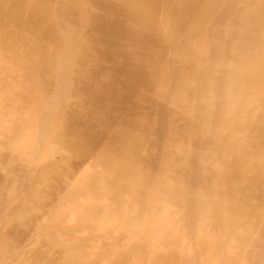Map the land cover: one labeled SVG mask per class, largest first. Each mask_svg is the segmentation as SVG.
Returning a JSON list of instances; mask_svg holds the SVG:
<instances>
[{
    "label": "rangeland",
    "instance_id": "374dc122",
    "mask_svg": "<svg viewBox=\"0 0 264 264\" xmlns=\"http://www.w3.org/2000/svg\"><path fill=\"white\" fill-rule=\"evenodd\" d=\"M13 2L19 9L10 13ZM65 2H0V12L11 19V25L33 26L11 37L17 46L37 38L33 31L42 40L53 34L58 37V47L52 49L58 51V62L51 72L71 62L73 90L56 78L54 85L43 82L49 87L45 96L64 95L71 99V108L83 114L82 124L75 122V129L69 131L75 137L73 150L58 143L46 148L51 152L43 148L36 154L42 164L62 158L67 162L63 159L61 165L40 174L33 167L38 161L24 130L31 115L12 103L24 90L12 87L7 96L9 89L0 90V116L5 115L0 117V202L5 204L0 228L12 231L8 240H0V250H5L0 257H8L10 264H78L94 260L101 242V251L111 259L98 264H124L121 256L133 250L141 256L138 262L135 254L133 264H264V29L248 34L249 24L240 22L238 0L223 1L209 21L195 10L186 17L196 32L226 20L220 50L212 47L210 34L199 33L192 40L195 46L183 48L179 36L187 31L183 10L169 18L176 37L166 33L167 22L157 20L146 32L138 30V37L151 36L162 45H138L134 39L123 44L130 50L138 47L142 53L135 52L137 57L130 63L122 55L113 61L104 55L108 50L104 38L117 32L91 17L101 15L99 19L104 20L107 1L90 2L91 7L83 11L89 14L84 17L88 20L81 28L70 23ZM168 4L160 0L161 9L166 10ZM250 4L251 0L244 2ZM243 11L258 13L253 8ZM97 24L108 30L103 27V33ZM246 36L257 43L245 42ZM165 39L176 41L180 49L163 47ZM147 63L156 71L149 87L136 77V70H143ZM188 65L194 68L193 74L185 73ZM109 96H116V101H107ZM88 108L94 110L85 113ZM74 183L76 187L70 190ZM79 185L84 192L81 201L66 198L70 195L66 189L71 193ZM82 210L88 211L83 218ZM108 232L119 234L108 238ZM138 238L144 243H138ZM87 239L95 241L87 245Z\"/></svg>",
    "mask_w": 264,
    "mask_h": 264
},
{
    "label": "bare ground",
    "instance_id": "6f19581e",
    "mask_svg": "<svg viewBox=\"0 0 264 264\" xmlns=\"http://www.w3.org/2000/svg\"><path fill=\"white\" fill-rule=\"evenodd\" d=\"M1 1L2 0H0V2ZM61 1H65V0H59V2H61ZM91 1L92 0H66L65 3L68 4L66 10H67V12L70 13V18H69L70 19V23H73L75 25V27L77 26V27L81 28V26H83L84 22H86L88 20V18L84 19V17H85V15L88 17L89 14H85V12L83 13V11H85V8L87 6H88V8L91 7V5H90ZM106 1L108 3L106 5L108 8L105 9L104 20H100L99 19L98 16H101V15H91V17H94L95 22H97V23L103 22L104 24H102V25H108L109 27H111L112 32H113V28H114V33H115V30L117 32V36L116 35L115 36H111V37L109 36V37H106V38H104V36H107L108 34L103 36V38L106 41V45H108V50L106 51V53L104 55L107 56L108 59H111L113 61H115L116 58L119 55H122L124 57V61L126 60V61H128L130 63L131 60H134V58L137 57V55L136 56L134 55L135 52L136 53H140V54L142 52H138V47H134L132 50H130L129 46H126L123 43L129 42V41H134V39H135L136 42L138 43V45L141 42L142 43H150V44L153 42L154 44L162 45V41H158L157 38H154V37H151V36L150 37L148 36L146 39L144 37H138L140 35V33H141V32H138V30H144L146 32V30L154 27V23H156L157 20H164L165 22H167L166 27H165L166 33L168 35L172 36V37H176V35L172 34V26L169 24V18L172 15H174L175 13H177V11L182 12L183 10L185 11L184 12L185 13V17H183L181 19L185 22L183 24V27H186V30H187L186 32H183V35H182L181 32H179L180 38H182L183 41H184V45L185 46L183 48L185 49V48H189L191 46H195V44L192 42V40L195 37V35L197 33H199V35H203V34L208 35V34H210L212 36V38H213V42L211 43L212 47L213 48L215 47V48H217V50H220V48H222L223 44L225 43V41L223 43V41L220 39V36L223 33L224 27L226 25V20L222 19L221 21L216 22L214 25L207 24L204 31L199 30V32H196L195 29L191 27L190 23L187 22L188 20L186 19V17L189 16V14L191 15V11L195 10V11H198L207 21H209V20L214 18V16L212 15L213 10L217 6H219L223 1H225V2L230 1V3H232V1H236V0H211L208 4L197 3L198 0H168L169 1V4H168L169 6L166 7V10L161 9L160 0H106ZM248 1L249 0H238L237 7H238V13L240 14L242 12L240 22H242V23L245 22V24H249V30H248L249 32H248V34H250V33L259 31L262 28L264 29V16L261 15L264 12V0H251L252 4H250L248 6H245L244 2H248ZM127 3H131L133 5L130 6L129 8L124 9L123 5H126ZM4 6H6V5H4ZM4 6H2V7L5 9L6 7H4ZM3 8H2V10H3ZM149 8H154V9L148 10ZM246 8H253L255 11L258 12L257 16H253V15H251L249 13H247V14L244 13L246 10L243 11V9H246ZM18 9H19V5H17L16 2H13L12 6L9 8L8 11L10 13H12V12L15 13V12L18 11ZM160 9L162 11H160ZM74 14L77 17L73 16ZM162 15H164V17H162ZM6 17L7 16H5L4 13L1 11L0 12V90L3 89V91H4L6 89H9V93L5 91L6 93H8V94H5L6 96L10 95V93L12 91V87H13V90H14L15 89L14 87H18V85H19V87L22 88V90H24L23 94H21L22 97H20V99H17L18 97L16 99L14 98V101L12 103L17 107V109L18 108H21V110L24 109L26 114L31 115L32 120H31L30 117L27 118V119H30V120H26V121H28V122H26L27 128L26 129L24 128V130L28 131L27 134L31 138V143H29V145L31 146L32 152H34V155H35L34 157L38 161L36 164L33 163V167L34 168H38V171H39L38 173L43 174V173H45L47 171L52 170L53 168H56L58 165H61L63 159H64L63 163H66L67 159H65V158H62L61 160L60 159L59 160L56 159V160H54L52 162L47 161L46 163L42 164V163H40V161H41L40 158L37 157L36 154L37 153L41 154L42 153L41 151L43 150V148H45V149L47 147H49V148L51 147L52 148L55 145H57L58 143H65L67 145V147H69V148H71L73 150V146L72 145H73V143L75 141V137H71L69 131L75 129V122H76V124H77V122H79V124H82L81 120L83 118V114L81 112L74 111L71 108V103H72L70 101L71 99L66 98L64 95L60 96V98H57V99L48 98V96H45V94L48 95L49 87H46L43 84V82L46 83V84L52 83V85H54L53 82L55 81L56 78H59V79L62 78L65 81L66 85L68 86L67 88H71V90H73V80H74L73 77H74V75H73V73L70 70L71 69V62H67L65 67L56 66L54 71L51 72L52 68L58 62V59H57L58 58V51H57V49L52 50L53 48L58 47L57 46L58 45V39H57L58 37L53 34L52 37L50 36L49 40H42L39 37V33L37 31H33L35 34H38V35H36L37 38H35L33 40H30L29 44H27V43L26 44H21L20 43V46H17V44H15L16 42L10 40L11 37H13L15 34H17L21 30H25V29H29V28L32 30L31 27H33V26H31L29 24H26V23H21L23 25H18V24L17 25H11V23H12L10 21L11 19L7 20ZM8 17L11 18L10 16H8ZM73 17L75 19L74 21H73ZM134 20H136V22H134ZM177 22L179 24L178 20L175 22V24ZM87 23H89V22H87ZM100 25H101V23H100ZM100 25L97 26L98 29H102L104 27L103 26L102 28H99V27H101ZM94 27H95V25H94ZM104 28H106V31L108 30V28L106 26ZM102 30H103V33H104V29H102ZM179 30H181V29H179ZM95 33L98 34L97 30H95ZM109 33H111V31ZM225 34H226L225 36H227V30H226ZM111 35H113V33H111ZM246 37H249V38H246ZM246 37H245L246 39L244 40L245 42H247L249 44H253V45H255L257 43V42H255V41H253L251 39V36H246ZM21 40H23V38ZM42 41H43V43H42ZM263 43H264V39H263ZM102 44H104V43L102 42ZM246 45H248V44H246ZM163 47H166V48H170L171 47L172 49L174 47L179 48L177 43H176V41H174V40H170L169 41L168 39L164 40ZM49 48H50L51 51L49 50ZM43 49L46 51L45 54L43 53ZM172 49H171V52H172ZM26 51H27V54H25ZM40 51H42V54H40ZM27 55H29L28 57L30 58V59H28L29 62L25 61V59H24L25 57H27ZM122 59L123 58H121V60ZM218 59L220 60V58H218ZM21 60H22V62H20ZM214 60H215V58L212 61H214ZM128 62L126 64H128ZM193 71H194V68L191 65H188L187 69L185 70V73L186 74H193ZM152 76H154V78H155L156 71L151 69V66L148 63H147L146 66H144L143 70H141V69L140 70H136V77L139 78L142 81L143 85H145L147 87H149L151 85V79L150 78ZM250 76L251 77H255V78L258 77L257 74H251ZM132 86L133 85H131V87ZM135 86L138 87L137 84ZM122 89H123V87H122ZM125 89H127V87ZM3 91L1 90V92H3ZM66 91H67V89H66ZM134 91H136V90H134ZM41 95L43 96L42 99L39 97ZM1 96L3 98V94ZM14 96H16V95L14 94ZM45 97H47V98H45ZM4 100H5V103H6V99H4ZM67 101L68 102L70 101V102L66 103ZM107 101L115 102L116 101V96H109L107 98ZM2 102H4V101H2ZM60 104H61V106H60ZM18 110L21 111L20 109H18ZM93 110L94 109L91 110L90 108H88V109L85 110V111H87L85 113H89L90 114V112H92ZM95 112H97V111H95ZM7 114H8V112H7ZM23 114H21V115L23 116ZM2 116H5V115H2ZM2 116H0V117L2 118ZM15 116H13V117H15ZM17 117H19V116H17ZM85 117L86 116H84V118ZM8 120H9V118H8ZM11 120H13V119H11ZM64 120L65 121L67 120V121L64 122ZM2 121L4 122V120H2ZM17 121H18V119H17ZM6 124H8V123H6ZM18 124H20V118H19ZM12 125L14 126V123ZM15 126H16V124H15ZM1 130H2V128H1ZM19 131L20 130L18 128V131L16 133H18ZM12 133H13V131H12ZM16 133H15V138H19L18 137L19 133L17 134L18 135L17 137H16ZM21 133H26V132L23 131V132H20V134ZM78 134L80 135L81 133H78ZM10 138H11V135H10ZM13 138L14 137H12L11 140ZM22 140H25V138L22 139ZM18 141H20V139ZM79 141H82L81 136L79 138ZM20 142H16V144H18ZM3 145H4V147H6L5 143ZM12 146L15 149L14 146H16V145H12ZM20 148H22V147L20 146ZM36 148H37V150H36ZM49 148H47V149H49ZM14 149H13V151H14ZM47 149L45 151L44 150L43 151L44 152H46V151L51 152V150H47ZM19 150H21V149H19ZM27 152L29 153V151H27ZM71 154L72 155L74 154L73 151L70 152V155ZM44 155H46V154H44ZM44 155H43V157H44ZM24 156H26V155H24ZM57 156L60 157V155H57ZM32 157H33V154H32ZM40 157H41V155H40ZM20 158H19V160H20ZM34 159L32 160L33 162L36 161ZM9 162L11 163V161H9ZM10 167H12V166L10 165ZM30 167H28V168H30ZM3 170H4V168H3ZM6 172H8V171H6ZM6 172H5V174H7ZM25 176H27V175H25ZM28 177H29V175H28ZM24 179H25V177H24ZM10 181H8V182H10ZM4 183H5V180H4ZM25 183L27 184L28 181H26ZM7 185H6V187H7ZM16 186H17V184H16ZM75 187H76V184L74 183L71 186L70 190H73ZM82 187L79 185V188L75 189V191H71V193L70 192L67 193L68 191H70L67 188L68 190L66 189V193L65 194H70V195L68 197H66V198H69L70 200L71 199H74V200L76 199V200L81 201L82 195L84 196V194H83L84 192H83V188ZM3 188L5 190L4 192H6L5 187H3ZM9 188H10V185H9ZM20 191H22V190H20ZM27 191H28V189H27ZM33 191H35V188H34ZM18 193H20V192H18ZM16 194H14V195H16ZM4 196H6V194ZM61 196H62V194H61ZM61 196H59V197H61ZM2 197H3V195H2ZM64 200H66V199L64 198ZM3 201H5V200H3ZM63 203H65V202H63ZM4 205H5L4 202L1 201L0 202V219H1V215H2L3 209H4ZM11 206L12 205H10V207ZM13 206H14V204H13ZM70 207H72V206L70 205ZM83 209H86V208H83ZM73 211L74 210L71 209V212H73ZM68 213H69V211H68ZM87 214H88L87 210H82V212H80V217L83 218ZM8 222L10 224V221H8ZM192 229L193 228L190 229V232L192 231ZM9 231H11V230L7 229L5 227L0 228V240L2 238H4L5 240H8L9 239V235L12 232V231L11 232H9ZM190 232H188V233L190 234ZM262 233H261V236H262ZM118 234L119 233H116V232H113L112 234L111 233L109 234V232H108L107 233V237L108 238H112L113 235L115 236V235H118ZM130 240L131 239H128L127 241L130 242ZM94 241L95 240L92 241L90 239H87V245H89L90 242L92 243ZM140 242L144 243V239L141 240L140 238H138V243H140ZM4 244H6V241H5V243H3V245ZM101 244H102L101 242H100V244H97V247L100 250H97V253H96V256H95L94 260H92V258L91 259L90 258L89 259H84L83 262L81 261V263H78V264H98L99 262L102 263L106 259H109V258L111 259V257L107 258L108 255H104V253L101 251V248L103 247V246H100ZM5 249H7V248H5ZM1 251H3V250H0V252ZM133 251L134 252L132 254L121 256V258H120L121 262L124 263V264H133L134 261H132V258H133V256H135V254L139 256V258H138V262H139L140 257H141L140 254H139L140 252L139 251L137 252V250H133ZM149 252H150V250H149ZM195 252H196V250H195ZM110 253L111 252H109V256H110ZM162 257H164V256H162ZM138 262H136V264ZM0 264H10L9 263V258L6 257V256H1L0 257Z\"/></svg>",
    "mask_w": 264,
    "mask_h": 264
}]
</instances>
